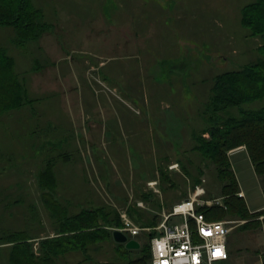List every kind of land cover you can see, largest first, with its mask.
Returning a JSON list of instances; mask_svg holds the SVG:
<instances>
[{
    "label": "rangeland",
    "instance_id": "374dc122",
    "mask_svg": "<svg viewBox=\"0 0 264 264\" xmlns=\"http://www.w3.org/2000/svg\"><path fill=\"white\" fill-rule=\"evenodd\" d=\"M30 1L46 27L42 37L16 46V30L0 26V46L27 83L36 78L39 86L31 95L44 101L35 104L34 118L26 112L10 118L8 112L0 121V229L55 236L37 183L51 161L57 195L72 214L108 206L119 215L132 208L146 222L155 215L161 220L163 211L172 212L203 180L207 199H222L226 208H220L227 211L224 183L215 166L192 150V134L205 128L202 112L214 78L256 58L261 40L246 36L240 22L242 7L254 0H140L136 6L126 0ZM49 33L51 43L42 39ZM82 89L85 96L94 91L98 112H86L77 122L70 96ZM105 96L114 97L117 112H99ZM230 157L238 195L244 193L251 213L264 210V178L247 150H233ZM153 181L159 192L150 187ZM30 207L38 211L34 223L27 220ZM220 220L230 222L234 257L216 264H244L239 252L253 258L256 249L264 256V226L243 229L249 220ZM145 238L137 240L143 245ZM99 246L86 263L83 253H72L61 264L110 263L119 256L111 243Z\"/></svg>",
    "mask_w": 264,
    "mask_h": 264
},
{
    "label": "trees",
    "instance_id": "16d2710c",
    "mask_svg": "<svg viewBox=\"0 0 264 264\" xmlns=\"http://www.w3.org/2000/svg\"><path fill=\"white\" fill-rule=\"evenodd\" d=\"M240 17L242 27L247 30L246 36L261 40L256 58L244 67L220 73L214 78L202 112L205 128L192 134V150L203 161L215 166L218 180L224 183L223 193L228 207L227 211L220 206L200 211L210 221H220L226 216L249 220L248 224L242 226L248 229L252 223L264 226V220H260L264 217V210L251 213L245 199L238 195L241 188L232 168L230 152L244 147L256 172L264 178V0H254L242 7ZM0 26L16 30V46L39 40L46 30L40 11L30 0H0ZM34 102L14 60L7 49L0 46V119L5 113L33 105ZM205 133L209 134V138L204 137ZM199 174H202V170ZM37 177L42 199L53 220L55 236L40 237L39 234H30V229H0L1 264H61L63 258L72 253H83L85 257L81 263H86L90 260L91 250L102 243H111L119 256L113 262L99 264L150 263L151 239L155 233L146 236L143 245L140 242L139 256L130 257L138 250L128 249L113 237V228L124 225L115 209L108 206L82 207L72 214L69 206H63L57 195L60 183L56 164L48 162ZM140 193L148 196L142 191ZM16 203L20 204V200H16ZM29 211L31 216L27 220L36 222L38 211L32 207ZM128 213L142 226L154 227L160 221L155 215L146 222L132 208L128 209ZM37 240L38 251L35 250ZM121 247L125 249L124 252Z\"/></svg>",
    "mask_w": 264,
    "mask_h": 264
},
{
    "label": "built area",
    "instance_id": "2783aa9c",
    "mask_svg": "<svg viewBox=\"0 0 264 264\" xmlns=\"http://www.w3.org/2000/svg\"><path fill=\"white\" fill-rule=\"evenodd\" d=\"M205 183L203 180L197 185L188 199L177 203L172 212L163 211L157 226L142 227L130 217L127 209H122L120 216L124 225L115 230L124 232L129 239L155 233L151 239L149 264H216L228 260L232 228L229 221H210L200 211L213 205L225 207L220 198L207 199ZM149 185L159 192L156 181ZM240 196L244 197V193ZM138 205L145 207L144 202ZM217 250L220 254H216Z\"/></svg>",
    "mask_w": 264,
    "mask_h": 264
},
{
    "label": "crops",
    "instance_id": "0c3cea01",
    "mask_svg": "<svg viewBox=\"0 0 264 264\" xmlns=\"http://www.w3.org/2000/svg\"><path fill=\"white\" fill-rule=\"evenodd\" d=\"M126 2H128L129 4H132V2L134 3V5L136 6V5H138V4H140L139 2H140V0H126ZM149 3V2H148ZM137 9H139L138 7H136ZM136 10V9H135ZM137 19V18H136ZM54 38V35H51L50 33L49 34H47L44 38H42V39H44V41L46 40V42L47 43H51V41H53V40H51V39H53ZM43 41V40H42ZM55 45H53V48L52 49H54L55 50ZM89 62H91V61H85V65H87ZM88 66V68H89V65H87ZM98 67V66H97ZM97 67H95V68H97ZM16 69H17V66H16ZM30 87V89L28 88V90H29V93H30V96H31V98L32 99H34L35 100V102L33 103V105H30V104H28V105H26V106H24L23 108H21V109H19V110H17L18 112H10V115L12 114V116L10 117V118H12L13 117V115L16 113V114H24L25 112V114H26V116L27 117H31L32 118V116H33V114H34V112H35V104L37 103V101H39L40 102V104L42 105V102L44 101V99H42V100H40V99H37V98H33V96L31 95V91L32 92H35V90L38 88V86H39V82H37V80H36V78H33V80H31L29 83H27V87ZM83 88V87H82ZM75 89H77V88H75ZM83 91H82V93H79V92H77V91H75V93L72 95V93H71V96H70V109H71V112H74V113H72L73 114V116H74V118L75 119H77V122H78V117L79 118H81V120L82 119H84L85 117H86V115H87V113L86 112H98L97 110H96V108H94V107H96L95 106V102L93 101L94 100V96H93V92H91L90 90H89V94H87L86 96H85V91H84V89H82ZM92 98H93V100H92ZM114 97H109V96H105V98H103V104H106V106H103V108H102V110H100L99 112H117V110H113V109H116V105H115V99H113ZM92 100V102H91V100ZM32 106H33V108H32ZM112 108H111V107ZM48 107H46L45 108V110L47 109ZM41 110H43V107L41 108ZM96 110V111H95ZM20 111V112H19ZM32 111H34V112H32ZM42 113H44V116H47V114H48V112H42ZM46 114V115H45ZM6 115H9V113H5L2 117H1V119H0V121H4L5 122V120L3 119V117L4 116H6ZM35 115V114H34ZM33 118H34V116H33ZM81 124H83L82 122H81ZM34 133V132H33ZM87 140H88V138H89V143L91 142V138L90 137H85ZM76 142H77V140H76ZM74 149V148H73ZM0 155H2V154H0ZM172 164H176V162H172V163H170L169 165H172ZM172 171H175V170H172ZM234 251V249H231V247L229 246V241H228V252H229V259L228 260H226V261H222V262H227V261H229L232 257H234V253H233V251ZM259 249H256V250H252L253 252H254V257L252 258V257H249L248 256V258H246L245 256H242L243 254H241V252H239L240 253V255H241V258H242V262L244 263V264H263V256H260V253H261V251L260 252H257ZM246 261H248L249 263H246Z\"/></svg>",
    "mask_w": 264,
    "mask_h": 264
},
{
    "label": "water",
    "instance_id": "95a60500",
    "mask_svg": "<svg viewBox=\"0 0 264 264\" xmlns=\"http://www.w3.org/2000/svg\"><path fill=\"white\" fill-rule=\"evenodd\" d=\"M113 237L117 243L125 244L128 249L138 250L141 248V244L138 240L129 239L128 236L120 230H114Z\"/></svg>",
    "mask_w": 264,
    "mask_h": 264
},
{
    "label": "snow or ice",
    "instance_id": "6c2138e0",
    "mask_svg": "<svg viewBox=\"0 0 264 264\" xmlns=\"http://www.w3.org/2000/svg\"><path fill=\"white\" fill-rule=\"evenodd\" d=\"M216 254H220L219 250H217ZM165 264H166V262H165Z\"/></svg>",
    "mask_w": 264,
    "mask_h": 264
}]
</instances>
